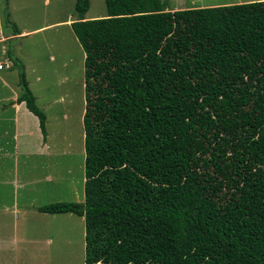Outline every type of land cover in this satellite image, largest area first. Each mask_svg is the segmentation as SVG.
Here are the masks:
<instances>
[{"label": "trees", "instance_id": "trees-1", "mask_svg": "<svg viewBox=\"0 0 264 264\" xmlns=\"http://www.w3.org/2000/svg\"><path fill=\"white\" fill-rule=\"evenodd\" d=\"M104 3L85 20L90 2L75 0L70 25L85 56L84 202L36 210L84 219V264H264V0Z\"/></svg>", "mask_w": 264, "mask_h": 264}, {"label": "rangeland", "instance_id": "rangeland-1", "mask_svg": "<svg viewBox=\"0 0 264 264\" xmlns=\"http://www.w3.org/2000/svg\"><path fill=\"white\" fill-rule=\"evenodd\" d=\"M252 1L261 0H161L165 11ZM89 2L85 20L106 16L104 0ZM74 5L75 0H0V62L10 65L8 50L17 57L46 116L44 142L31 136L20 140L25 149L16 158L23 185L18 194L9 187V167L0 168V264H84L83 218L36 210L58 202L80 203L84 196V52L70 27L77 19ZM9 68L0 72L11 79L5 80L6 88L0 87V95L11 91L10 102L15 104L19 96L14 93L20 91L17 68ZM2 138L6 150L0 147V163H5L14 159L13 137ZM43 143L49 150L27 152L31 144L40 145V151Z\"/></svg>", "mask_w": 264, "mask_h": 264}, {"label": "crops", "instance_id": "crops-1", "mask_svg": "<svg viewBox=\"0 0 264 264\" xmlns=\"http://www.w3.org/2000/svg\"><path fill=\"white\" fill-rule=\"evenodd\" d=\"M13 57L17 58L16 56H13ZM6 60H8V59H6ZM8 62H9V60H8ZM10 62L12 64L10 63V65H9L5 61V63H7V65L9 67L10 66L12 67L13 66V62L11 60H10ZM8 68H4L0 72H4ZM7 73H9V72H7ZM17 74L18 73L16 71V75ZM17 77H18V75H17ZM6 79H7L6 77L1 76V74H0V87H2V88H6L7 87V83L5 82ZM6 81H10L11 82V79H7ZM16 82L18 83V80ZM83 87H84V82H83ZM30 90H32L31 87H30ZM17 93H14V95L20 96V91L17 90ZM3 94L0 95V130L1 129L3 130V132H2L3 135L0 134L1 135L0 138L3 137L2 138L3 141L4 140L6 141L5 138L13 137V139H12V148H11L12 150L11 151H12V155L14 156V159H12L13 157H11L10 161L9 160H5V163L4 162L0 163V168L2 167V165H7L9 167L7 170L9 172V175L11 176V179L9 181V179L7 178L8 180H5V181L6 182L9 181L10 186L9 185H6V186L12 187L13 188V194L15 195V194H18L16 192V190H19V188L23 189V185H22V183H20L21 182V175L19 174L20 162L16 159V158L20 157V156H18V154L21 153V152H24V149H25L23 147V145L21 144L20 140L21 139L23 140V138L25 139L26 137H30V136L32 138L36 139V140L37 139H40V140L42 139V142H44V140H43V136H41L42 134H41V131H40V128H39L38 118L27 110V108H26L24 103H20V104L15 103L14 104L15 101L14 102H10V101H13V99H14L13 97L10 96L11 95V91H10V93L5 94V97H3ZM82 116H83V114H82ZM1 127H4V128H1ZM8 141H10V140H8ZM3 146H5V145L2 144V141L0 139V147H2L3 150L5 151L6 149ZM39 146L40 145L34 146V144H31L30 146L26 147L27 148V152L30 153V154H32V153H35V154L39 153L40 154V152L44 148L48 149V147L43 143L42 144V148H40V151H38V147ZM30 149H32V150H30ZM84 181H85V179H84ZM82 202H84V196H83V200L80 201V203H82ZM14 213L20 214V215H24L25 211L14 210ZM56 216H63V217H67V218L71 219V217H74V216H77V215H74L72 213H64V214H57ZM83 221H84V219H83ZM46 243L50 244L49 241H47Z\"/></svg>", "mask_w": 264, "mask_h": 264}, {"label": "built area", "instance_id": "built-area-1", "mask_svg": "<svg viewBox=\"0 0 264 264\" xmlns=\"http://www.w3.org/2000/svg\"><path fill=\"white\" fill-rule=\"evenodd\" d=\"M4 63V62H3ZM9 66L7 65V63L2 64V62H0V71H2L4 68H8Z\"/></svg>", "mask_w": 264, "mask_h": 264}]
</instances>
